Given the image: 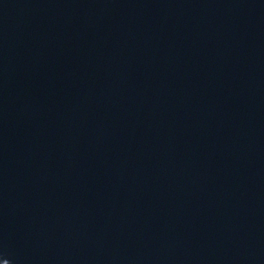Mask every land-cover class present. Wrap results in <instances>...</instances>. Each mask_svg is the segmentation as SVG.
Returning a JSON list of instances; mask_svg holds the SVG:
<instances>
[{
  "label": "water",
  "instance_id": "95a60500",
  "mask_svg": "<svg viewBox=\"0 0 264 264\" xmlns=\"http://www.w3.org/2000/svg\"><path fill=\"white\" fill-rule=\"evenodd\" d=\"M0 264H264V0H0Z\"/></svg>",
  "mask_w": 264,
  "mask_h": 264
}]
</instances>
